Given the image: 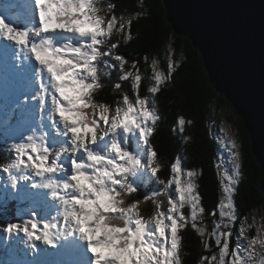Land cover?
<instances>
[{"label":"snow or ice","instance_id":"snow-or-ice-1","mask_svg":"<svg viewBox=\"0 0 264 264\" xmlns=\"http://www.w3.org/2000/svg\"><path fill=\"white\" fill-rule=\"evenodd\" d=\"M152 16L150 4L129 12L113 0L0 3V208L16 205L0 233L31 257L18 264H264V215L258 223L235 203L243 145L228 123L212 137L215 208L203 203V168L186 157L160 175L158 96L183 56L171 36L164 60L145 53L143 67L121 50ZM109 87L111 101L101 98ZM185 125L195 121L179 118L180 133ZM188 232L200 245L191 262Z\"/></svg>","mask_w":264,"mask_h":264},{"label":"trees","instance_id":"trees-1","mask_svg":"<svg viewBox=\"0 0 264 264\" xmlns=\"http://www.w3.org/2000/svg\"><path fill=\"white\" fill-rule=\"evenodd\" d=\"M113 2L118 5V10L127 9L129 12L137 11L141 3L152 6L153 16L151 19H141L138 24L134 25L133 32L134 34L138 33L137 38L121 49L133 54L129 55V59L140 57L143 67L142 57L145 53L150 58L153 54L159 53L160 59L163 61V49L169 36L175 42L177 58L183 56L182 67L175 76V85L158 96L164 122L153 138V143L161 159L165 162V169L160 173L162 177H169L168 164L178 154L181 157H186L184 163L188 168L193 166L203 168L200 192L204 205L208 210H211L217 206L221 192L214 167V158L218 149L216 141L212 138L214 126L217 124L220 126L223 119L222 114L227 111L226 109L231 108L235 112L236 109L225 96L220 95L211 85L203 56L199 49L195 48L192 40L178 35L174 31L163 0H113ZM148 74H150V69ZM125 87H128L127 83H125ZM147 87L148 82L145 80L141 88L142 95L145 94ZM101 98L109 101L114 98L110 87L105 89ZM181 117L186 120H194L195 126L185 125L184 133H180L178 120ZM235 125L238 138L243 145V180L239 185L238 194L235 196V203L242 216L249 213L257 216L256 214H260L259 211L264 209V196L261 194L263 172L252 151V142L246 125L239 115L235 120ZM189 135L192 140L185 144L183 137ZM4 147L5 145L0 143V161L4 158ZM11 210L13 211L14 207ZM10 219L15 220L13 216H10V213L0 208V225ZM3 236L4 234L0 233V254ZM187 236L190 243L186 250L190 255L186 257V260L191 262L199 256L200 245L199 239L192 232H188Z\"/></svg>","mask_w":264,"mask_h":264},{"label":"water","instance_id":"water-1","mask_svg":"<svg viewBox=\"0 0 264 264\" xmlns=\"http://www.w3.org/2000/svg\"><path fill=\"white\" fill-rule=\"evenodd\" d=\"M163 1L174 31L192 40L211 85L243 119L264 196V0Z\"/></svg>","mask_w":264,"mask_h":264},{"label":"rangeland","instance_id":"rangeland-1","mask_svg":"<svg viewBox=\"0 0 264 264\" xmlns=\"http://www.w3.org/2000/svg\"><path fill=\"white\" fill-rule=\"evenodd\" d=\"M211 83V82H210ZM222 95V94H220ZM227 111H224L223 114H222V122H225V123H228L229 124V134L231 136H233L234 138L238 139V132H237V129H236V125H235V120H237V113L235 112L234 109H231V108H228L226 109ZM214 135L215 134H220L222 135V133H219V129L223 128L224 127V123H220V126L217 124V126H214ZM240 142V140H239ZM218 145V144H217ZM219 147V145H218ZM217 147V148H218ZM227 155V154H225ZM230 167V166H229ZM236 201V199H235ZM259 213H255L257 216V222L259 223V218L261 215H264V209L260 210ZM259 214V215H258ZM15 218V216H13ZM251 219V218H250ZM5 247L6 249V254H5V259L6 261L8 262V264H11L13 262V259L17 261V263L19 261H21L22 259H30L31 257L30 256H25L24 255V252H23V249L21 246L17 247V245L13 244L12 242L10 241H5L3 239V242L1 243V249H3ZM10 248H11V251H10ZM23 254V256H22ZM21 256H22V259H21ZM4 256H2V254H0V261L3 260Z\"/></svg>","mask_w":264,"mask_h":264},{"label":"bare ground","instance_id":"bare-ground-1","mask_svg":"<svg viewBox=\"0 0 264 264\" xmlns=\"http://www.w3.org/2000/svg\"><path fill=\"white\" fill-rule=\"evenodd\" d=\"M11 264H15V262H12Z\"/></svg>","mask_w":264,"mask_h":264}]
</instances>
